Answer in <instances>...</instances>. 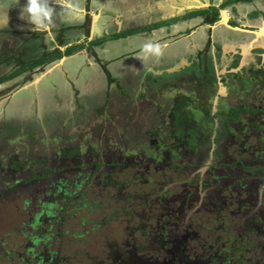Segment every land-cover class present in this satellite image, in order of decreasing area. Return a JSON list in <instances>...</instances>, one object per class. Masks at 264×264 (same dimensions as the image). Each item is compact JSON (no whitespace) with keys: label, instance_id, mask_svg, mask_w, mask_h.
<instances>
[{"label":"flooded vegetation","instance_id":"obj_1","mask_svg":"<svg viewBox=\"0 0 264 264\" xmlns=\"http://www.w3.org/2000/svg\"><path fill=\"white\" fill-rule=\"evenodd\" d=\"M97 1L102 4L98 5ZM161 2L150 0L151 7L146 8L130 3L134 18L125 17L127 26L117 31L118 23L113 18L118 12H109L117 5L110 0H86V13L76 22L52 27L53 35L45 39L46 47L52 53L43 55L31 65H23L21 72V69L12 71L6 78L0 79V86L3 84V88L22 73L40 70L45 58L53 61L79 52L74 54L78 58L81 51L89 54L87 58H95L98 75L106 80L109 90L126 84L132 107L128 116L119 120L123 132L118 133L119 127H114L113 134L117 136L115 142L111 141L107 131L103 135L98 133L95 137L91 136L95 139L94 144L84 141L85 134H82L81 146L76 145L84 150L82 156L78 152L65 155V146L61 145L52 152L51 146H48L50 158L47 157V168H58L53 174L56 183H60L62 178L66 180L62 173L69 169L75 172L74 175L77 172L85 173H78L77 180L81 176L84 181L91 179L87 184L94 180L97 181L95 185L110 186L115 171L137 167L143 170L136 172L131 180H145V187H148L150 174L160 185V191L153 187L150 193L142 189L140 193L124 195L136 201L131 204L134 209L128 218L139 217L144 223L129 226L130 234L118 244L125 251L120 256L114 253L115 264H183L182 259L177 258L180 249H193L192 241L186 243L181 240L184 234V237L187 236L186 224L190 225L185 219L192 218L193 213L199 210L210 213L206 225L210 233L216 235V243H209V248L219 247L217 243L220 239L226 241L222 246L226 249L233 244L230 233H236L241 237L240 242L243 240L244 245L248 244L246 247L257 249L252 245L257 241V246L262 249L264 44L260 43L259 38L264 34L257 35L256 32L261 33L264 23V0H211L204 6L185 8L179 15L156 20L163 12ZM238 3L242 5L238 7ZM234 7L237 13L246 14L243 16L247 18L246 23L235 19ZM101 10L104 11L102 34L89 40L93 17L95 14L98 16ZM87 19L90 21L88 25ZM192 22L198 24L183 28V25ZM131 24L134 26L131 27ZM62 26L67 29L60 36V30L56 28ZM159 29H167V34L157 38L155 32ZM226 29L234 30V33L229 35ZM130 36L149 37L153 43L170 39V44L178 47H166L161 56L152 57L144 63L139 59L144 67L142 71L117 75L110 65L119 57L113 55L112 58H105L101 52L112 42ZM37 39L39 43L42 42L41 38ZM184 39H188L187 44ZM36 47L37 50L40 48ZM141 48L135 52L140 53ZM129 55L131 53L124 55L127 60L130 59ZM16 60H13L14 63H18ZM50 74L40 80L39 86L47 82ZM79 75H85L84 71L81 70L77 77ZM84 77L88 79L87 75ZM26 84H30L27 87L34 86L33 80ZM96 97L87 98L85 105L95 100L102 103L109 100L108 95L94 100ZM15 107L16 103L6 104V111L11 113ZM8 122V119L2 122V133L9 128ZM90 147L94 152L90 153L92 159L88 161ZM106 151L109 157L102 156ZM9 154L6 153V157L9 158ZM10 160L11 157L9 163ZM93 161L95 164L92 165ZM68 164H76V167L67 168ZM128 184L122 183L119 187L121 196L122 189ZM170 184L181 186L180 192L169 191ZM126 207L129 208L128 205ZM47 218L55 220L56 214ZM155 219L157 228L150 230ZM37 223L39 221L34 228ZM137 230L141 234L139 240L135 236ZM40 240L34 241L35 246ZM47 252L48 255L41 257L44 264L58 258V250ZM35 257L39 255L35 253ZM186 264H203V261L189 258Z\"/></svg>","mask_w":264,"mask_h":264},{"label":"rangeland","instance_id":"obj_2","mask_svg":"<svg viewBox=\"0 0 264 264\" xmlns=\"http://www.w3.org/2000/svg\"><path fill=\"white\" fill-rule=\"evenodd\" d=\"M168 1L173 5V9L169 5L165 7L164 15L166 17L179 15L180 11L185 8H196L211 2V0ZM26 2L27 0H0V15L7 13L9 17L7 27H0V79L6 78L12 71L21 69L23 65L24 67L31 65L43 55L52 53V50L46 47L45 39L47 36L53 35V29L46 34L35 33L26 20L19 18L20 10ZM230 5L229 7H231ZM240 5L242 3L237 4L238 7ZM118 8L119 6H115L114 10L109 12L117 13ZM232 11L236 20H243L246 23L247 18L243 17L246 14L237 13L235 7ZM97 17L95 14L93 22H96ZM86 24H90L88 19ZM223 24L226 25V23ZM79 27L80 25L77 28ZM65 29L67 28L64 26L56 28V30H60L58 32L60 36L64 35ZM226 32L231 35L234 30L226 29ZM37 38H41L42 42L39 43ZM36 46H40V48L37 50ZM3 48L5 50H2ZM27 50L29 54H27ZM85 55L89 54H83L81 51L78 58L74 60L75 73H72V69L68 68L69 64L65 65L60 61L65 55L53 61L45 58V63L40 70L22 73L19 77L8 82V85L5 84L6 86L3 88H1L3 84L0 86V126L4 119H8V123H10L9 128L5 130L7 133H2L0 127V162L5 160L6 153L18 154L29 148L34 151L36 156H43L44 149L48 146H51L54 151L61 145L71 147L80 144L81 146L82 134H85L84 141L94 144L95 139L90 137H95L98 133L103 135V132L107 131L111 136V141L115 142L117 136L113 134L114 127H119L118 133L123 132L119 120L128 116V113L131 112L129 108L132 107L131 95L127 94L126 84L123 87L109 90L106 80L100 76L93 80L82 79L80 75L77 77L81 70L86 71L90 68L92 64L90 61H95L94 57L91 56L88 59ZM15 59H18L16 60L18 63H14ZM52 62L54 63L48 66ZM47 66V69L53 70L54 74L47 71ZM22 70L24 69H21L20 72ZM43 71L45 73L40 74ZM119 71L117 75H123V68ZM48 74L50 75L47 82L39 86L40 77L45 75L44 78H46ZM36 76L39 78L37 79ZM76 78L80 82H75ZM32 80L36 88L33 85L27 87L30 84L26 83ZM107 95L109 97L107 102L103 101L102 103L95 100ZM21 96L23 98L20 102L19 97ZM93 96H97L93 98L95 102H88V106H86V99ZM14 103H16V107L13 111L7 112L6 104ZM84 141L82 140V144ZM24 155L28 156L29 154L24 153ZM29 169L28 165L24 171L27 172ZM141 169L143 170V168ZM142 170H138L137 167L117 170L111 179L112 184L104 187L95 185L97 181L94 180L89 184L76 185L75 181L78 177L74 175L75 172L66 170V173H62V175L66 176L69 181L70 185L67 190L71 192L70 194L65 193L70 198L66 213L63 214L60 208L61 213L56 214L55 220L48 218L43 220L40 217L41 221L36 224L35 228L32 226L36 217L34 210L39 209L40 205L36 204V207L24 203L23 199L26 197L22 193L24 187L9 190L5 196L2 194L5 192V188L0 187V264H44L40 256L35 257L34 252H43L42 254L45 256L48 255L47 251L49 250H58V258L50 264H115L114 253L120 256L121 252L125 251L118 244L128 237L131 231L130 227L144 223L139 217L131 220L130 217L128 218L134 209L131 204L136 201L125 198V196L140 193L142 189L144 191L146 189L145 193H150L149 190L153 187L156 191L161 190L160 185L156 184L154 176L151 178L150 174L147 178V181H150L147 183L150 188L145 187V180L142 181L143 183L131 180L136 172H142ZM2 178L3 169L0 165V186H2ZM122 183H130L122 189L123 196L118 191ZM181 188V186H171L170 184L169 191L178 193ZM58 200L60 199L58 198ZM61 206L62 202L59 201V207ZM32 211L33 213H31ZM209 216V212L199 210L193 213L192 218L186 223L192 222V226L199 222L208 223ZM31 217H33V224H30ZM156 223L157 219L153 226L150 225L152 227L150 230L157 228ZM147 227H149L148 224ZM203 230L206 232L201 231L199 239L192 241L191 253L194 256H196L194 253L204 252L201 244L216 241V235L204 228ZM34 235L41 237L36 246ZM135 236L138 240L141 238L138 230L135 231Z\"/></svg>","mask_w":264,"mask_h":264},{"label":"trees","instance_id":"obj_3","mask_svg":"<svg viewBox=\"0 0 264 264\" xmlns=\"http://www.w3.org/2000/svg\"><path fill=\"white\" fill-rule=\"evenodd\" d=\"M76 48V47H75ZM75 48L70 49V51H73ZM21 132V131H18ZM46 149V151H45ZM44 149V155L43 156H36L33 150L30 148L25 151H20L18 154H9L11 157L10 163L9 158H4L5 160H1L0 165L3 169V181L1 188H5V192H3V196H5L9 190H14L15 188H22L24 187L22 193L26 195L24 197V203L29 206H36V204H39V209L36 208L34 211L36 214H34L36 217L34 219L35 223L37 221H41L40 217L43 218V220L47 219L52 214H57L60 212V208L63 212V214L67 211V205H69V199L65 193H71L67 190V187L70 185L69 181L64 180L62 178V181L60 183H56L54 180L53 174L55 171H58L57 166L47 168V157L49 148L46 147ZM89 153H87L88 161H91L92 157L90 156L91 152H94V149L92 147L89 148ZM50 151H54L53 149H50ZM75 152H78L79 154H84V150L81 148H77L76 145H72L71 147L66 146L64 148V154L71 156ZM24 153L29 154L28 156H25ZM40 153V152H38ZM107 151L102 156H107ZM14 156V157H13ZM5 161V162H4ZM70 161V160H68ZM92 165L95 164L94 161L91 163ZM30 166L29 171L25 172L27 166ZM76 165V164H75ZM73 164L66 165L67 168H72L73 166L76 167ZM90 165V164H89ZM82 166V165H81ZM79 174H85L83 172H77L76 176H79ZM75 174V173H74ZM84 178V177H83ZM81 179V176L79 177V180L75 181L76 185H80V183H86L90 181L91 179L84 181V179ZM47 180V181H46ZM66 186V187H65ZM62 190V191H61ZM61 191V192H60ZM60 200H58V198ZM59 201L62 202V206L59 207ZM37 207V206H36ZM56 209V210H55ZM59 209V211H57ZM33 213V211L31 212ZM30 213V214H31ZM61 213V212H60ZM184 221V219H182ZM189 219H185V222H187ZM33 217H31L30 224L34 223ZM34 223V225H35ZM190 225L186 224V230H187V236L181 237L182 241H193L199 239V234L201 231H204V229L208 230L206 223H196L195 226H192V222L188 223ZM32 225V226H34ZM206 232V231H204ZM231 235V242L232 245L228 246L226 249H223L222 246H224V242L226 241H220L217 243L219 247H215L214 249L209 248L210 244H207L204 242L202 245L204 252L203 253H194L196 256H194L190 251L187 249H180L179 255L178 252L176 253L179 257L182 259L183 264H186L187 260L190 259H197L200 261H203V264H264V245L263 248L260 249L259 244L257 242L252 243V245L258 247L257 249H250L246 246L248 244L243 243V240L240 242V236H238L236 233H230ZM243 235V234H242ZM37 239H41L38 235H34V241L37 242ZM203 240V239H202ZM200 240V241H202ZM204 241V240H203ZM217 241V240H216ZM216 241H210V243H216ZM264 244V243H263ZM252 253V255H250ZM35 254V252H34ZM40 257H43L42 252L36 253ZM254 255V256H253ZM194 256V257H193ZM256 256H259V258H256ZM45 257V256H44ZM41 261H44V258H42Z\"/></svg>","mask_w":264,"mask_h":264},{"label":"crops","instance_id":"obj_4","mask_svg":"<svg viewBox=\"0 0 264 264\" xmlns=\"http://www.w3.org/2000/svg\"><path fill=\"white\" fill-rule=\"evenodd\" d=\"M110 1H112L117 6H119V8L117 9L118 14H116V16L113 18V19H115V22L118 23L117 31H122L125 28V26H127V25H125V17L129 18V19L134 18V14H132V11L130 9V3H132V4L136 5V6L142 5L145 8L147 6L151 7L150 0H110ZM96 3L98 5L102 4L101 1L100 2L97 1ZM167 5H169L171 7V9H173L172 8L173 5H171L168 0L162 1L161 2V10L163 12H162V14L158 15L159 17H157L156 20L167 18L164 15L165 14L164 9H165V7H167ZM133 7H135V6H133ZM102 12H104V11L101 10L100 13L98 14L96 22H93V25H92V34H93V36H90L89 40L95 38V36H99L100 37L101 34H102V25H103V22H104V17H103V13ZM118 18H119V20H118ZM197 24H198V22L186 23L185 25H183V28L184 29L189 28V27L192 28L194 25H197ZM133 26L134 25L131 24V27H133ZM250 26H251V23H250ZM261 26L264 29V23ZM216 28H217V26H216ZM166 30L167 29L156 30L155 33L157 34V38H159L161 35L167 34ZM148 38H145L143 36L142 37H140V36H137V37L136 36H130V37H127V38L119 39V41H114V42L111 43V45L106 46L104 48V50H102V52L100 50L99 53L101 52V55L105 56V58H112L113 55H116V56L119 57V60L111 63V65H110L111 67L113 66V68L115 69L116 72H120L119 70H121L122 68H123L124 73H126L128 71L129 72L130 71H134V70L142 71V68H144V67H142V65L139 63L140 60L136 59V57L138 56L139 52H135V51L137 49L141 48L143 43L151 42V40H153V39H148ZM259 41H260L261 44H264V35H261V37L259 38ZM184 42L187 44L188 43V39H184ZM170 43H171L170 39H165L162 43H159L162 46L163 53L165 52V48L166 47H168L170 49H173L174 47H178V46L170 44ZM177 44H179V43H177ZM117 52H120V53L117 54ZM129 53H131V56L129 55L128 57H130V59L127 60V57L124 56V55L125 54H129ZM75 54H76V52H75ZM85 57H87V55H85ZM75 59H76L75 55H73V57H69L68 56V57H66L65 59L62 60L63 64L64 63H65V65L69 64L68 68L72 69V73L76 69L75 65L73 64ZM90 62H92L91 69H87L86 71H84V74L87 75L88 79H90V80L99 78L97 64L94 62V60L90 61ZM93 70H95V73L93 72ZM47 71L52 73L53 70L50 71V69H47ZM43 73H45V71H43L40 74H43ZM85 75L81 76L82 79L85 78L84 77ZM44 77H45V75H44ZM44 77L42 76L40 78L42 79ZM36 78L38 79L39 77L36 76ZM76 80L77 81H75V82H77V83L80 82L78 80V78H76ZM23 96L19 97L20 98V102H21Z\"/></svg>","mask_w":264,"mask_h":264},{"label":"clouds","instance_id":"obj_5","mask_svg":"<svg viewBox=\"0 0 264 264\" xmlns=\"http://www.w3.org/2000/svg\"><path fill=\"white\" fill-rule=\"evenodd\" d=\"M86 10V0H27L20 10L19 18L26 20L33 32L46 34L60 23L76 22ZM8 21L7 13L0 15V27H7ZM162 54L159 43L145 42L136 58L144 63Z\"/></svg>","mask_w":264,"mask_h":264},{"label":"water","instance_id":"obj_6","mask_svg":"<svg viewBox=\"0 0 264 264\" xmlns=\"http://www.w3.org/2000/svg\"><path fill=\"white\" fill-rule=\"evenodd\" d=\"M224 15V19L226 20V12H225V14H223ZM233 28H236V29H240L239 27H233ZM256 34L257 35H260V34H264V29L263 28H261V33L260 32H256ZM75 54V53H74ZM74 54H72V55H65L64 57H62V59L60 60V61H62L63 59H65L66 57H73V55Z\"/></svg>","mask_w":264,"mask_h":264},{"label":"bare ground","instance_id":"obj_7","mask_svg":"<svg viewBox=\"0 0 264 264\" xmlns=\"http://www.w3.org/2000/svg\"><path fill=\"white\" fill-rule=\"evenodd\" d=\"M225 13V12H224ZM225 20V19H224Z\"/></svg>","mask_w":264,"mask_h":264}]
</instances>
